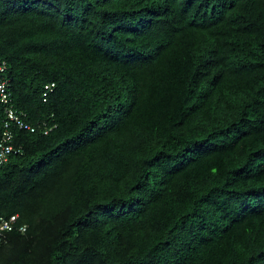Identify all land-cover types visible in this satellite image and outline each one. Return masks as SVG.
I'll return each mask as SVG.
<instances>
[{"label": "trees", "instance_id": "1", "mask_svg": "<svg viewBox=\"0 0 264 264\" xmlns=\"http://www.w3.org/2000/svg\"><path fill=\"white\" fill-rule=\"evenodd\" d=\"M2 61L0 264H264V0H0Z\"/></svg>", "mask_w": 264, "mask_h": 264}, {"label": "built area", "instance_id": "2", "mask_svg": "<svg viewBox=\"0 0 264 264\" xmlns=\"http://www.w3.org/2000/svg\"><path fill=\"white\" fill-rule=\"evenodd\" d=\"M7 70V63L0 62V103L4 106L6 122L0 139V167L7 164L13 154H20L22 150L14 145V130L20 129L23 131L35 132L36 127L27 123L22 118V113H19L12 101L11 91L9 89L10 82L6 79L5 73ZM54 85L46 87V90H52ZM47 94H45L46 96ZM17 216L9 220L0 219V242H3L6 231H12L16 223ZM21 232L26 231L25 226L19 228Z\"/></svg>", "mask_w": 264, "mask_h": 264}]
</instances>
